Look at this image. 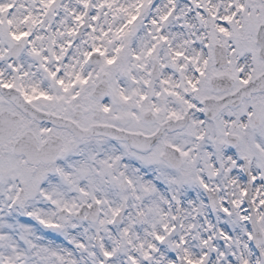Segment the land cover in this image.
<instances>
[{"label": "snow or ice", "instance_id": "1", "mask_svg": "<svg viewBox=\"0 0 264 264\" xmlns=\"http://www.w3.org/2000/svg\"><path fill=\"white\" fill-rule=\"evenodd\" d=\"M0 264H264V0H0Z\"/></svg>", "mask_w": 264, "mask_h": 264}]
</instances>
